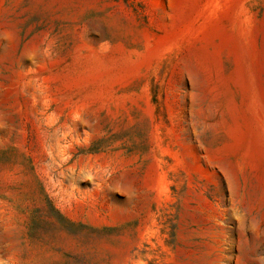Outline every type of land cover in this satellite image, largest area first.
Wrapping results in <instances>:
<instances>
[{
    "label": "rangeland",
    "instance_id": "obj_1",
    "mask_svg": "<svg viewBox=\"0 0 264 264\" xmlns=\"http://www.w3.org/2000/svg\"><path fill=\"white\" fill-rule=\"evenodd\" d=\"M0 264H264V0H0Z\"/></svg>",
    "mask_w": 264,
    "mask_h": 264
}]
</instances>
